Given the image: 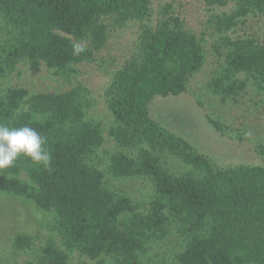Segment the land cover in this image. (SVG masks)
<instances>
[{"label":"trees","instance_id":"16d2710c","mask_svg":"<svg viewBox=\"0 0 264 264\" xmlns=\"http://www.w3.org/2000/svg\"><path fill=\"white\" fill-rule=\"evenodd\" d=\"M204 3L209 51L167 2L0 0V122L35 128L52 153L50 169L21 157L0 171V194L49 216L34 252L29 237L14 238L29 251L20 264H264V166L215 167L149 115L156 97L189 93L215 132L251 142L264 164V141L249 138L251 117H264V0ZM133 25L101 114L77 66ZM77 42L85 51L73 55ZM209 53L201 94L191 91ZM20 65L54 84L12 83Z\"/></svg>","mask_w":264,"mask_h":264},{"label":"rangeland","instance_id":"374dc122","mask_svg":"<svg viewBox=\"0 0 264 264\" xmlns=\"http://www.w3.org/2000/svg\"><path fill=\"white\" fill-rule=\"evenodd\" d=\"M171 3L179 11L187 27L198 37H204L206 50L209 51L213 39L206 26L207 16L204 0H155V3ZM138 32L136 25L120 31L110 32L106 45L94 57L91 63L77 66V78L91 90L97 103V111L104 114L100 96L110 83L112 73L117 70L131 52ZM264 39V28L261 31ZM83 47L85 43H76ZM213 57L209 53L208 63L192 83V90L201 94L200 87L205 83L211 71ZM12 83L30 89L50 87L54 84L48 71L43 68L31 70L20 65L12 78ZM207 102V97L202 98ZM150 118L160 128L183 139L202 157L218 168H230L237 165L264 166L253 151L251 142H238L221 136L206 122L204 111L196 104L189 93L178 97H156L149 107ZM249 138L264 141V117H251ZM112 143L106 140L102 147L103 159L111 151ZM139 184H129L127 191L136 194ZM140 195V194H139ZM49 219L32 202L9 195L0 194V264H20L29 255L14 248L17 235L29 237L33 252L50 237L44 224ZM74 257V261H77ZM76 264V262H73Z\"/></svg>","mask_w":264,"mask_h":264},{"label":"clouds","instance_id":"9594fccd","mask_svg":"<svg viewBox=\"0 0 264 264\" xmlns=\"http://www.w3.org/2000/svg\"><path fill=\"white\" fill-rule=\"evenodd\" d=\"M84 51L82 46H73V55ZM21 157L33 165L50 169L52 153L47 147V138L33 127H10L0 122V171L14 167Z\"/></svg>","mask_w":264,"mask_h":264}]
</instances>
